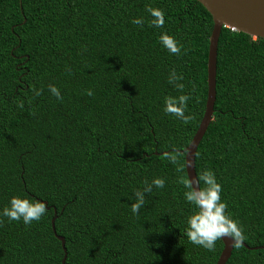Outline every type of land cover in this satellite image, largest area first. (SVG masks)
<instances>
[{"label": "trees", "instance_id": "trees-1", "mask_svg": "<svg viewBox=\"0 0 264 264\" xmlns=\"http://www.w3.org/2000/svg\"><path fill=\"white\" fill-rule=\"evenodd\" d=\"M147 6L164 11L163 28L150 26ZM211 27L195 0H0V212L13 196L47 209L31 225L0 216V264H60L53 209L64 264H215L220 240L208 251L185 235L195 208L178 183L180 152L204 109ZM162 33L183 45L179 56L162 46ZM172 69L183 92L168 83ZM189 93L188 124L165 114L166 96ZM204 169L222 185L242 243L263 246L264 39L224 27L213 113L194 153L195 177ZM154 178L165 187L145 193L134 215V192ZM225 264H264V249L232 247Z\"/></svg>", "mask_w": 264, "mask_h": 264}, {"label": "clouds", "instance_id": "clouds-1", "mask_svg": "<svg viewBox=\"0 0 264 264\" xmlns=\"http://www.w3.org/2000/svg\"><path fill=\"white\" fill-rule=\"evenodd\" d=\"M146 11L150 14V26L156 28H163L165 25V13L160 8L151 6L146 7ZM133 24L143 25V18H135L132 20ZM160 43L169 51L170 54L179 56L183 45L176 40L174 36L166 33L160 35ZM71 74V69H67ZM183 76L178 74L175 69L169 72L168 83L173 84L174 87L183 92L185 85L177 83L182 81ZM50 93L56 97L57 100L62 101L63 96L60 90L54 85H48ZM34 97L42 95V89L33 88ZM86 94L93 95L91 89L86 90ZM191 99V94H183L179 96H166L164 98L163 111L166 115L175 116L184 124H188L193 117L186 115L187 103ZM17 107L23 109L24 102L21 101ZM178 153H165V158L171 163L178 162ZM178 183L182 184L186 189L184 193L185 200L194 206L195 211L187 218V227L185 235L190 243L203 247L208 251H214L216 242L224 237L230 238L233 243L232 247L240 248L243 246V241L246 239L244 230L240 223L233 219L227 212L228 205L222 201L221 193L223 191L222 185L217 182L215 173L210 169L202 170L195 179L181 177ZM203 183V186L201 184ZM144 188L137 189L134 192L135 202L131 204V211L134 215H138L139 210L145 206V193H151L153 187L162 189L165 187V180L163 178H154L151 183L144 181ZM195 185V187H194ZM46 205L39 201H32L29 198H21L19 196L11 197L9 205L0 212V216L11 221H22L25 225H31L34 221L39 222L41 218L46 215ZM0 224L3 220L0 219Z\"/></svg>", "mask_w": 264, "mask_h": 264}, {"label": "water", "instance_id": "water-1", "mask_svg": "<svg viewBox=\"0 0 264 264\" xmlns=\"http://www.w3.org/2000/svg\"><path fill=\"white\" fill-rule=\"evenodd\" d=\"M210 15L212 21L211 31L208 37L207 56H206V97L204 109L188 146L180 153L183 154L184 171L186 178L195 179L194 173V153L199 144L213 113L215 100V58L217 39L222 27L231 31L245 34L253 39H264V0H195ZM25 20L22 19V23ZM166 153V152H164ZM162 155L163 153H153ZM195 187V185H194ZM45 204V202H43ZM50 220V229L55 239L60 243L62 259L60 264H64L66 253L63 239L54 232L53 222L55 210ZM222 249L215 264H225L230 256L233 241L224 237L220 240ZM247 250L264 249L263 246L249 248L245 244L242 246Z\"/></svg>", "mask_w": 264, "mask_h": 264}]
</instances>
